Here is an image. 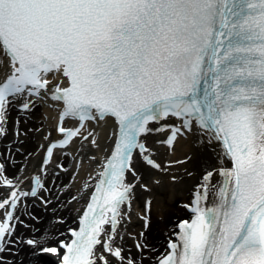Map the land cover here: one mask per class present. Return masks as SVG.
Segmentation results:
<instances>
[{
  "label": "snow or ice",
  "instance_id": "obj_1",
  "mask_svg": "<svg viewBox=\"0 0 264 264\" xmlns=\"http://www.w3.org/2000/svg\"><path fill=\"white\" fill-rule=\"evenodd\" d=\"M0 264H264V0H0Z\"/></svg>",
  "mask_w": 264,
  "mask_h": 264
}]
</instances>
